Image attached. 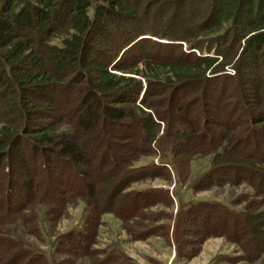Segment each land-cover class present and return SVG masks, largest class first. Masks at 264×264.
Instances as JSON below:
<instances>
[{
    "label": "rangeland",
    "instance_id": "rangeland-1",
    "mask_svg": "<svg viewBox=\"0 0 264 264\" xmlns=\"http://www.w3.org/2000/svg\"><path fill=\"white\" fill-rule=\"evenodd\" d=\"M17 1L10 10L37 8L27 36L42 40L49 53L85 30L95 5L109 6L108 0H87L90 9L55 28L43 14L60 0ZM135 1L134 18L124 0L114 8L121 20L99 21L107 38H91L94 51L82 73L92 91L129 100L115 104L124 110L122 126L106 132L98 127L97 134L109 138L107 133H127L135 125L137 150L103 148L91 165L58 164L52 170L38 160L30 169L29 192L14 190L2 163V257L14 264H264V120H258L264 107L247 100L254 84L264 90V0ZM12 43L0 50V63L28 50ZM0 96L4 103L15 98L5 87ZM32 103L28 107L49 111L59 129L87 142L73 125V108L61 114L55 106ZM11 108L0 106L1 130L14 118ZM117 155L127 161L119 164ZM100 159L104 169L114 170L111 185L128 180L110 210L98 212L87 210L77 191L97 176ZM85 170L88 176L81 178L78 172ZM96 180L99 203L107 181ZM233 220L243 230L239 237ZM207 230L214 233L205 236ZM256 249L263 251L259 258H247Z\"/></svg>",
    "mask_w": 264,
    "mask_h": 264
},
{
    "label": "trees",
    "instance_id": "trees-1",
    "mask_svg": "<svg viewBox=\"0 0 264 264\" xmlns=\"http://www.w3.org/2000/svg\"><path fill=\"white\" fill-rule=\"evenodd\" d=\"M16 1L0 0V50L13 44V41L20 42L24 48L28 49L21 56L14 55L10 61L6 60L0 63V88H8L15 97L11 99L10 103H4L1 100L2 96H0V106L11 105L10 110L14 114V118L10 119L11 123L3 125L6 126L7 130H4V127L1 130L0 125V165L5 163L7 173L12 176L13 181L9 180V182L14 184V190L18 187L23 192H29L32 184L30 169L38 160H44L46 166L52 170L51 166L58 164H63L65 167L75 164L91 165L93 160L99 159L97 153L103 148H106V151L111 150V148L114 150L116 147L117 150L136 151L141 139L135 136L136 128H138L135 125H128L127 133L125 131L123 133H107L109 138H102L97 134L98 132H106V130L115 126H122L119 121L125 116L124 110L122 107H116L115 104L123 106L129 100L118 95L92 91L89 89L88 81L83 85L84 77L82 73L86 57L89 56L91 51H94L90 46L93 40L91 38H107L108 31L105 30L106 27L99 25V21L106 20L109 16H117L121 20L122 15L115 12L114 8L123 3L124 0H108V7L95 5L92 11V19L89 20L90 23L86 22L85 30L80 29L74 38L68 40L67 47L59 48L52 53L44 50L42 40L39 38L32 40L27 36V33L36 24V16L39 14L36 11L37 8L30 5L10 10L11 3ZM128 1L127 7L131 6L130 12L132 14L129 17L134 18L139 3L135 0H133V3L130 0ZM88 8L87 0H60L57 6L52 10L45 11L43 16L48 24H53L55 28H64L69 24L68 20L71 14H82ZM130 47L128 46L129 49ZM78 64L80 69L77 67ZM134 72L139 73L138 70ZM100 73L105 74V71L102 70ZM250 85H253V83L251 82ZM132 88H129L130 91ZM258 88L259 85L254 84L250 101L247 98L249 104L252 103L254 108L264 107V90L258 91ZM74 100L73 106L69 105ZM36 101L55 106L61 114L63 111L64 114L71 112V108H73L76 115L73 120L74 124H72L75 125L76 130L80 131L79 136H85L90 141L87 140L88 143L84 142V140H79L77 134L59 129L60 125L56 124L58 119L53 115H49V111H42L34 106L28 107V103ZM258 120L262 122L264 119L260 118ZM6 121L9 122L8 119ZM98 127L102 130L96 132ZM119 135L121 137H118ZM188 136H191V134L188 133ZM112 139L120 141L114 143ZM114 146L116 147L114 148ZM239 152L242 153L240 150ZM116 161L122 164L127 161V157L117 155ZM105 162L103 159L97 161L95 166L97 176L93 175L89 181L82 183L83 190L78 189L79 191H77L78 196H85L87 210L98 212L110 210V205L113 203L115 196L128 180L120 179L111 185L113 182L109 183L107 180L110 178L113 180L115 174H111L114 170L104 169ZM49 169L47 171L50 173ZM117 172H119L118 169ZM63 173L64 170L58 175L62 176ZM78 173L81 178L88 176L86 170ZM96 179L104 185L107 181L105 185L107 187L111 185L109 192H107V187L105 189L101 188L100 195L102 199L99 203L96 202L97 195L94 186L97 182ZM234 224L233 232L236 236L238 234L239 237V233L243 230L240 228L241 225L238 226L239 223L236 220ZM217 226L218 224H215V227ZM213 233V230H207L204 234L205 236H211ZM238 240L237 237L233 239L237 242ZM3 248L0 249V264H14L13 259L2 257L5 253V247ZM263 251L256 249L255 254L247 256V258L251 260L258 259ZM42 262L40 259L39 263ZM26 264H32V262L28 261Z\"/></svg>",
    "mask_w": 264,
    "mask_h": 264
}]
</instances>
